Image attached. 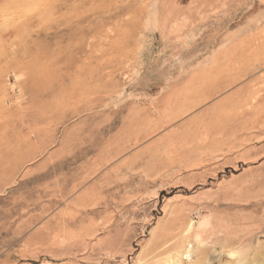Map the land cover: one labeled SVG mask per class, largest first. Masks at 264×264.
Returning a JSON list of instances; mask_svg holds the SVG:
<instances>
[{
	"label": "rangeland",
	"instance_id": "374dc122",
	"mask_svg": "<svg viewBox=\"0 0 264 264\" xmlns=\"http://www.w3.org/2000/svg\"><path fill=\"white\" fill-rule=\"evenodd\" d=\"M0 264H264V0H0Z\"/></svg>",
	"mask_w": 264,
	"mask_h": 264
}]
</instances>
